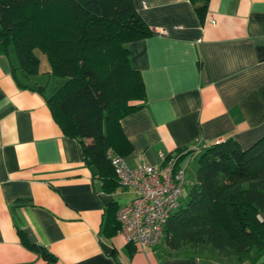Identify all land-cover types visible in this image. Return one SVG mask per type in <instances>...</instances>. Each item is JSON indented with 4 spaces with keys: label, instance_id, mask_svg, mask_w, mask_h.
Listing matches in <instances>:
<instances>
[{
    "label": "crops",
    "instance_id": "obj_1",
    "mask_svg": "<svg viewBox=\"0 0 264 264\" xmlns=\"http://www.w3.org/2000/svg\"><path fill=\"white\" fill-rule=\"evenodd\" d=\"M133 1L155 33L127 43L146 89L121 119L128 163L159 164L161 152L183 148L193 156L230 137L248 147L264 135V0H209L204 21L192 0ZM14 65V48L0 49V264H228L105 234L107 204L127 202L132 188L106 191L80 141L55 121L46 88L64 80L50 64L31 76ZM20 229L56 259L27 247ZM235 264H264V254Z\"/></svg>",
    "mask_w": 264,
    "mask_h": 264
},
{
    "label": "trees",
    "instance_id": "obj_2",
    "mask_svg": "<svg viewBox=\"0 0 264 264\" xmlns=\"http://www.w3.org/2000/svg\"><path fill=\"white\" fill-rule=\"evenodd\" d=\"M192 1L204 21L209 0ZM151 33L133 0H0V49L8 53L13 47L17 67L27 76L40 71L41 50L50 73L65 77L47 104L63 133L80 141L106 191L120 183L110 151L124 156L132 150L121 119L146 96L127 43ZM32 88L43 93L46 85ZM193 151L180 149L177 162ZM198 164L158 248L169 256H206L228 264L258 261L264 254V135L248 147L232 137L214 142L202 148ZM119 207L116 200L107 204L108 236L120 229ZM20 236L27 247L56 259L22 229Z\"/></svg>",
    "mask_w": 264,
    "mask_h": 264
},
{
    "label": "built area",
    "instance_id": "obj_3",
    "mask_svg": "<svg viewBox=\"0 0 264 264\" xmlns=\"http://www.w3.org/2000/svg\"><path fill=\"white\" fill-rule=\"evenodd\" d=\"M110 157L120 184L135 192L117 211L119 230L129 242L157 245L186 186L183 160L178 163L176 156L165 152L160 153L159 164L142 160L130 165L125 156L114 150L110 151Z\"/></svg>",
    "mask_w": 264,
    "mask_h": 264
},
{
    "label": "rangeland",
    "instance_id": "obj_4",
    "mask_svg": "<svg viewBox=\"0 0 264 264\" xmlns=\"http://www.w3.org/2000/svg\"><path fill=\"white\" fill-rule=\"evenodd\" d=\"M37 52H38V54L40 55V57H41V68H45L46 66H48L49 65V61H48V59H47V56H46V54L45 53H43L41 50H37ZM55 78H59V80H64L65 79V77H62V76H59V77H55ZM59 85H61V81H60V83H58V82H56L55 80H53L51 83H50V85L48 86L47 85V88H46V90L48 91V92H52V91H55L56 89H57V87H59ZM199 155H200V153H196V154H194L193 156L192 155H189L185 160H184V164H186L189 160H190V164H189V166L187 167V172H188V176L189 175H193V177L195 176V173H196V170H197V168H198V158H199ZM191 158H192V160H191ZM189 185V183L188 184H186V186H185V188H184V191H186V189H187V186ZM121 188H124L123 186H121ZM132 190H133V195L135 194V192H134V189L132 188ZM130 193V195L132 194V192H129Z\"/></svg>",
    "mask_w": 264,
    "mask_h": 264
}]
</instances>
